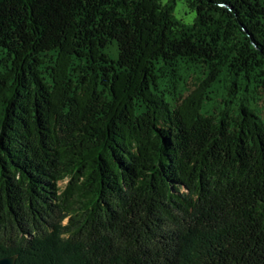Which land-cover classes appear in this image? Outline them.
Listing matches in <instances>:
<instances>
[{"label": "trees", "instance_id": "1", "mask_svg": "<svg viewBox=\"0 0 264 264\" xmlns=\"http://www.w3.org/2000/svg\"><path fill=\"white\" fill-rule=\"evenodd\" d=\"M176 1L0 0V257L264 264V0Z\"/></svg>", "mask_w": 264, "mask_h": 264}, {"label": "rangeland", "instance_id": "2", "mask_svg": "<svg viewBox=\"0 0 264 264\" xmlns=\"http://www.w3.org/2000/svg\"><path fill=\"white\" fill-rule=\"evenodd\" d=\"M167 0H162V2H165ZM175 15L177 18L182 19L183 21L186 22H191L193 19V16H195L194 11H190L187 6L185 5L182 0H177L176 5H175ZM262 111H264V106L262 107ZM59 185L61 188H64L66 185V181H60Z\"/></svg>", "mask_w": 264, "mask_h": 264}, {"label": "water", "instance_id": "3", "mask_svg": "<svg viewBox=\"0 0 264 264\" xmlns=\"http://www.w3.org/2000/svg\"><path fill=\"white\" fill-rule=\"evenodd\" d=\"M17 254H12L8 256L0 257V264H15Z\"/></svg>", "mask_w": 264, "mask_h": 264}]
</instances>
